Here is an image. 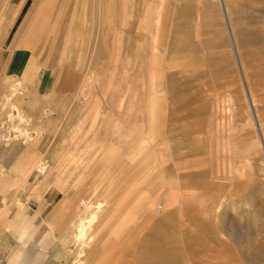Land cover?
<instances>
[{
    "label": "rangeland",
    "instance_id": "374dc122",
    "mask_svg": "<svg viewBox=\"0 0 264 264\" xmlns=\"http://www.w3.org/2000/svg\"><path fill=\"white\" fill-rule=\"evenodd\" d=\"M49 2L0 0V49L27 51L28 75L37 67L51 85L32 95L12 76L0 92V210L9 201L7 215L34 227L25 250L47 235L57 236L42 251L48 264H264V0ZM145 18L170 28L167 50L149 42L154 63L130 47ZM175 30L187 37L170 38ZM94 99L99 112L83 117L91 109L76 103ZM13 104L24 119L10 120ZM13 135L39 142L45 173L36 160L30 179L18 174L20 150L4 141ZM183 195L199 221L175 213ZM92 211L78 256L77 225ZM166 211L176 221L165 224ZM9 233L23 245L19 230Z\"/></svg>",
    "mask_w": 264,
    "mask_h": 264
},
{
    "label": "crops",
    "instance_id": "0c3cea01",
    "mask_svg": "<svg viewBox=\"0 0 264 264\" xmlns=\"http://www.w3.org/2000/svg\"><path fill=\"white\" fill-rule=\"evenodd\" d=\"M24 27H22L16 34L14 43H16L19 37L23 35L22 33ZM74 35L75 34H72L71 37H73ZM24 39H25V35H24ZM30 64H33V61L31 56L27 53V51L21 49L14 50L8 47H4L0 49V92L8 85V82L12 76H23L25 79H27L28 89H30V93H32V95L35 94L41 95V93H45L46 91H48L51 85L49 78L46 77V71L42 72L37 67H34L32 72H30L28 75L27 71ZM80 85H78L77 87H80ZM24 101L27 103V101L30 102L32 100L30 98L27 101L26 100ZM26 103H24V106H26ZM87 103L88 101H84L81 103L82 105L79 103L76 104L77 106L79 105V107L82 109L83 108L91 109L90 113L88 114L83 113L84 114L83 117L87 116V118L89 119L90 114L98 113L101 107L97 99H94L93 101L89 100L90 105H88ZM104 123H105L104 126H106L107 124L111 125L112 121L107 120ZM59 132H61V130ZM63 132L64 131H62V134ZM89 141L90 140H87L86 143ZM52 149L53 147H51V151ZM17 150H20L19 152L20 160H18L19 162L17 161L14 164L13 168L18 170L19 175L24 176L26 182V180L31 178V175L28 176V178H26V174L28 170L35 163V161L38 159L40 155V144L34 147L31 146L18 147ZM38 178L39 177L36 178V176H34V180H39ZM3 180L5 181V179H2V177H0V181ZM20 186L22 187V185ZM7 196H8V190L6 191L5 189H0V197H7ZM16 201H19V199L17 198ZM9 204H10L9 201L3 204L0 210V264H48L46 262L50 259L44 257L42 258V251L46 250L48 245H50V243L53 240L57 239V236L46 237L47 235H43L37 240L36 242L37 245L36 244L33 245L30 248V250L26 251L25 245L28 243V237H26V231L34 227L27 225L28 220H20V218H15V217L10 218L9 214L7 215V211L8 212L10 211ZM9 227L20 231L21 233L20 238L24 240L23 245L18 243L15 237L11 233H9ZM105 228H109V227H105ZM112 229L116 231V229H118V223L114 227H112ZM53 254L59 256L58 250Z\"/></svg>",
    "mask_w": 264,
    "mask_h": 264
},
{
    "label": "bare ground",
    "instance_id": "6f19581e",
    "mask_svg": "<svg viewBox=\"0 0 264 264\" xmlns=\"http://www.w3.org/2000/svg\"><path fill=\"white\" fill-rule=\"evenodd\" d=\"M33 1H35V5H37V6H39V8L41 7V5H45V4H47L49 1H51V0H33ZM48 1V2H47ZM61 1H73V0H61ZM51 2H49V4H50ZM52 5L53 4H55V3H51ZM134 4V3H133ZM163 4H165V3H163ZM48 5V4H47ZM62 5H63V3H62ZM68 5V4H67ZM178 5V4H177ZM54 6V5H53ZM52 6V7H53ZM66 6V5H65ZM174 6V5H173ZM50 8H51V6H49ZM55 7V6H54ZM159 8V7H158ZM53 9V11H55V9L54 8H52ZM73 9V8H72ZM124 9V8H123ZM154 9V8H153ZM35 10V9H34ZM69 10V9H68ZM67 10V11H68ZM225 10V9H224ZM65 11V10H64ZM226 11H227V8H226ZM162 12V11H161ZM66 13V12H65ZM64 13V14H65ZM57 14V13H56ZM63 14V13H62ZM63 14V15H64ZM175 15V14H174ZM144 16V15H143ZM47 17V16H46ZM66 17V16H65ZM149 17V16H148ZM175 17H176V15H175ZM143 18V17H142ZM151 18H152V16H151ZM158 18V17H157ZM153 19V18H152ZM74 20V19H73ZM72 20V21H73ZM151 20V19H150ZM167 20V19H166ZM61 21V20H60ZM144 22L143 23H141V25L139 24H137L138 25V28L136 27V35H140V34H143V35H145V36H143L142 38V40L141 41H139L138 42V40H136L135 42H134V44L133 45H131L130 47H132V49L137 53V52H139V51H142L144 54V58H146V60L148 59V58H150V60L154 63V59H152V53L150 54V52H151V49H152V46H150L149 45V42H154V45H155V49L156 48H160L161 46H159V45H165V49L164 50H167V46H166V44H165V41H166V38H167V36H169L168 35V31L170 30V28H169V30H168V28L167 27H163V24H166V22L163 20V19H161V21H157L158 22V25L156 26H154V25H152L153 24V22H152V24H150V25H152V26H149L148 25V21H147V19L145 18L144 20H143ZM152 21V20H151ZM154 21H155V19H154ZM133 22V21H132ZM140 22V21H139ZM156 22V21H155ZM156 22V23H157ZM56 23V22H55ZM66 23V22H65ZM155 24V23H154ZM161 24V25H160ZM229 24H230V21H229ZM56 25V24H55ZM47 26H48V24H47ZM134 25H133V23H131L130 25H129V27H128V29H127V32H132L135 28L133 27ZM161 26V27H160ZM231 26V25H230ZM87 27V28H86ZM86 27H83V29H82V32L80 33V34H84L85 32H86V30L88 31V30H93V26H91L90 25V22L87 24V26ZM80 28V27H79ZM231 28V27H230ZM25 29V30H24ZM24 29H23V33L22 34H24L25 35V38L26 37H28L29 35H30V33H31V31L30 30H33L34 29V27H31V25L30 24H28V25H26V28L24 27ZM58 29V28H57ZM173 29H176L175 28V26H174V28ZM47 30V29H46ZM141 30V31H140ZM177 30H178V28H177ZM177 30H175L176 32H174V33H170L171 34V37L170 38H180V39H184L185 37H187V35H186V32H184V30L182 31V33H181V30H180V32H179V35L177 34L178 32H177ZM37 31V30H36ZM49 31V30H48ZM71 31V30H70ZM80 31H81V29H80ZM142 31H143V33H142ZM179 31V30H178ZM30 32V33H29ZM79 33V32H78ZM177 34L178 36H180V37H177V35L175 36L174 34ZM92 34H93V32H92ZM108 34V33H107ZM149 35V39L147 38V36ZM173 35V36H172ZM108 36V35H107ZM27 40V39H26ZM133 41V40H132ZM133 43V42H132ZM187 43V42H186ZM184 45V44H183ZM164 47V46H163ZM161 49V48H160ZM163 49V48H162ZM131 50V49H130ZM174 50L175 49H171V53H173L174 52ZM154 51V50H153ZM160 52V51H159ZM167 52V56L169 55L168 53L170 52L169 50L168 51H166ZM187 52V51H186ZM129 53V52H128ZM185 54V53H184ZM136 55H138V54H136ZM155 56H157V54H156V52H155ZM155 56H154V58H155ZM165 56V55H164ZM185 56V55H184ZM135 57H137V56H135ZM169 57V56H168ZM165 58V57H164ZM167 58V57H166ZM182 58H183V60H185L184 59V57L182 56ZM91 59V58H90ZM133 59H135V58H133ZM142 60V59H141ZM182 60V59H181ZM96 61V60H95ZM134 61V60H133ZM133 61H131V62H133ZM143 61V60H142ZM139 62L140 64H145L146 62L145 61H143V62ZM87 62V61H86ZM145 62V63H144ZM152 62L151 63H149L148 65H146L145 64V67H143L144 69L143 70H145L146 72H147V70H149V68L151 67V65H152ZM175 62H176V60H174L173 58H172V60H170L169 61V63L166 65V67H170V68H174L173 67V65L175 64ZM182 62V61H181ZM136 63H138L137 62V60H135V65H136ZM134 65V66H135ZM133 69H134V67H133ZM132 69V70H133ZM136 70V69H135ZM140 70H141V68H140ZM139 70V71H140ZM168 70V69H167ZM169 71V70H168ZM144 73V72H143ZM103 74V73H102ZM134 74H136V73H134ZM147 74V73H146ZM169 76V75H168ZM245 78V77H244ZM138 79V78H137ZM126 81V80H125ZM173 81V80H172ZM127 82V81H126ZM174 82H175V80H174ZM142 83V82H141ZM145 83H147V82H145ZM173 84V83H172ZM83 86H85V85H81L79 88H80V90H82V88H83ZM142 86H144V84L142 85ZM86 88V87H85ZM147 89V88H146ZM142 90H143V88H142ZM149 90V89H148ZM117 94V93H116ZM14 95H15V92H14ZM249 95L251 96V94H250V91H249ZM13 96V95H12ZM11 96V97H12ZM87 97V96H86ZM10 100H11V98H10ZM122 100V99H121ZM124 100V99H123ZM93 101V100H92ZM122 102V101H121ZM82 105V104H81ZM122 105V104H121ZM121 105H119V106H121ZM89 107V106H88ZM49 110V109H48ZM50 112L51 111H54V110H49ZM52 116V115H51ZM50 116V117H51ZM24 117H25V114H23V112L21 111V109H20V107L18 106V105H16V104H13L12 105V111L10 112V114H9V118H10V120H14L15 118H20V119H24ZM55 120V119H54ZM257 120H258V123H259V119H258V117H257ZM256 120V121H257ZM16 129V128H15ZM14 130V129H13ZM15 131V130H14ZM17 131V130H16ZM15 131V132H16ZM19 131V130H18ZM18 134V133H17ZM23 134V133H22ZM19 135V134H18ZM21 135V134H20ZM19 135V136H20ZM11 136V135H10ZM17 135H13L12 137H6L5 139H4V141H6V143L7 144H12V145H14V150H17V148L18 147H22V146H26L27 147V145L28 146H31V147H34V146H36L39 142H37L36 144H35V142L33 141V142H30L29 140H31V138L28 140V136H26V138H25V136H23L22 138H24V139H22V140H19V139H21V137H16ZM7 141H10V143L9 142H7ZM5 143V142H4ZM5 143V144H6ZM27 144V145H26ZM11 148V147H10ZM44 156H41L40 158H39V160H37V162H36V164L34 165V169H40V172L41 173H45L46 172V167H47V164H45V162H44ZM38 171V170H37ZM39 172V171H38ZM180 175V174H179ZM184 179V178H183ZM27 181V180H26ZM183 190V189H182ZM183 192V191H182ZM182 197H184V195L183 196H181V199H180V205L178 206L179 207V210H177V201H176V204H173V206L175 207V209L177 210V211H175V213H180V218L183 220V219H185L186 221H191V223H195V221H196V219H197V217H198V219L200 218L199 216H198V211H197V208L195 207V208H193V207H191V205H189V199H187L186 198V200H184V198L182 199ZM143 198V197H142ZM141 199V198H140ZM142 200V199H141ZM140 200V201H141ZM151 197H145L144 199H143V201H142V204L144 205V207H149V203L151 202ZM168 200H169V202L170 203H172V199H170V198H168ZM182 200V201H181ZM104 203V202H103ZM138 203V202H137ZM136 203V204H137ZM141 204V203H140ZM101 205H100V203H99V201H97L96 202V208H101L100 207ZM138 206V205H137ZM163 206V205H162ZM168 207L170 206L169 204L167 205ZM136 208V207H135ZM107 209V208H106ZM140 209V208H139ZM145 209V208H144ZM144 209H142V210H144ZM93 212V211H92ZM99 212V211H98ZM168 212L166 211V214H167ZM97 214V211H94L93 213H87V214H85L82 218H81V220H80V222H79V224L77 225V232H76V235H75V240H77L78 242H79V244H78V248H79V250L76 252L77 254L76 255H78V256H81L83 253V251H84V248H86L85 247V244H86V235H87V232H88V230L90 229V226H91V224H92V221L94 222V218L97 216L96 215ZM197 214V215H196ZM154 216V215H153ZM177 214H174V216H173V214L171 215V214H167V215H165V217L163 218L164 220V223L166 224L167 222H172L173 220H175L176 221V219H177ZM105 217V216H104ZM153 218V217H152ZM179 218V217H178ZM154 219V218H153ZM153 219H151L152 221H153ZM197 219V220H198ZM156 220V219H155ZM123 221V220H122ZM125 221V220H124ZM123 221V222H124ZM162 221V220H161ZM199 221V220H198ZM122 222V223H123ZM153 222H155V224H156V221H153ZM159 222V221H158ZM96 223V222H95ZM175 223V222H174ZM94 224V223H93ZM124 224V223H123ZM126 224V223H125ZM152 224H154V223H152ZM154 224V225H155ZM157 225H159V224H157ZM161 225V224H160ZM163 225V224H162ZM121 226V225H120ZM123 226V225H122ZM124 227V226H123ZM120 228V227H119ZM150 232V231H149ZM153 233V232H152ZM149 235V234H148ZM151 237H152V235H151ZM90 239H91V237H89L88 238V240L90 241ZM94 251V250H93ZM86 255V254H85ZM78 263V262H77Z\"/></svg>",
    "mask_w": 264,
    "mask_h": 264
}]
</instances>
